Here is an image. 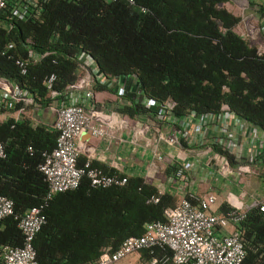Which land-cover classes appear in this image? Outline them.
<instances>
[{"label": "trees", "instance_id": "16d2710c", "mask_svg": "<svg viewBox=\"0 0 264 264\" xmlns=\"http://www.w3.org/2000/svg\"><path fill=\"white\" fill-rule=\"evenodd\" d=\"M15 1L0 9V46L11 43L9 53L21 59L29 58L28 51L45 54L30 61L24 74L12 59L0 56V79L26 90L36 105L49 102L42 84L46 75L55 74L58 91L76 82L81 74L77 54L85 52L106 78L136 76L141 96L125 95L128 103L115 107L130 118L152 119L147 100L171 99L177 117L217 112L225 103L264 131V58L234 31L239 18L221 6L228 0H133L132 6L124 0H36L23 19L11 14ZM256 11L264 18V0ZM55 137L52 128L32 126L30 115L0 122L5 150L0 195L11 199L14 215L42 202L46 183L37 166ZM83 160L78 156L77 165ZM257 160L264 166V152ZM90 163L102 173L115 172ZM125 176L124 184L105 188H92L81 178L76 188L54 194L32 240L36 264H93L104 249L112 251L126 237L141 235L145 223L163 221L162 210L176 198L158 194L140 176ZM219 210L224 212L225 205ZM237 228L241 264H264V212L250 208ZM21 241L13 216L0 219V246L16 247ZM137 253L144 260L161 255L156 248Z\"/></svg>", "mask_w": 264, "mask_h": 264}, {"label": "built area", "instance_id": "2783aa9c", "mask_svg": "<svg viewBox=\"0 0 264 264\" xmlns=\"http://www.w3.org/2000/svg\"><path fill=\"white\" fill-rule=\"evenodd\" d=\"M8 1L0 0V9L5 8ZM124 1L129 6L134 5L133 0ZM35 2L16 0L11 14L23 19ZM244 30L245 33L239 35L252 40L256 55L264 58V40L257 38L252 27L246 26ZM11 48V43L0 46V56L12 59L20 74L26 73L30 61L45 54L35 55L28 51L29 58L21 59L9 53ZM77 61L81 74L63 91L53 88L56 80L54 73L42 79L49 105L54 107L52 129L56 133L53 147L41 152V162L37 166L46 183V191L39 205L27 208L21 215H14L11 199L0 195V219L13 216L22 237L20 246H0L1 264H36L32 240L45 221L43 209L54 194L76 188L81 178H86L92 188L125 183L123 173H102L91 166L94 158V147L89 142L91 138L107 144L118 133L127 132L131 144L142 141V146L150 148L151 152L142 178L147 182L153 180L158 194H163V182L174 186L175 191H183L188 175L197 169H206L215 178L232 175L238 180L255 176L264 182V166H259L257 160L264 152V131L240 118L225 103L220 104L217 112L196 114L189 111L177 117L175 103L171 99L147 100L153 108L152 119L130 118L98 105L94 101L93 89L101 86L114 93L120 104H127L125 95L141 96L136 76L106 78L98 72L94 60L85 52L77 54ZM140 99L145 101L143 97ZM34 105L32 96L26 90L0 79V114L12 110L13 115L7 118L17 121L23 114L29 116ZM4 120L1 118L0 122ZM31 125L36 124L31 122ZM160 146L176 148V157L173 159ZM214 147L227 152L234 164H230L226 155ZM4 156V146L0 142V158ZM78 156L84 159L80 165L76 163ZM210 165L215 167L214 171L207 169ZM163 171L167 172L164 180L160 181L156 177ZM242 196L225 195L222 204L226 210L221 212L215 208L216 193L213 189H206L199 196L184 193L173 206L162 210L163 221L145 223L141 235L126 237L112 251L104 249L93 264H118L140 250L146 249L151 253L154 248L159 249L161 255L158 258L152 256L148 264H241L244 249L237 226L250 208L256 207L264 212V197L244 205ZM150 200L157 202L158 197L151 196Z\"/></svg>", "mask_w": 264, "mask_h": 264}, {"label": "crops", "instance_id": "0c3cea01", "mask_svg": "<svg viewBox=\"0 0 264 264\" xmlns=\"http://www.w3.org/2000/svg\"><path fill=\"white\" fill-rule=\"evenodd\" d=\"M259 4L263 3V0H259ZM234 4L236 6H243L241 0H234ZM258 4L253 2L252 7L257 8ZM264 19V18H262ZM256 30V35L259 29L262 31L264 27H253ZM239 29V27H237ZM263 38L257 35V38L260 40H264ZM94 101L98 105H101L105 110L114 109L116 105L120 104L118 97L112 93L111 91L99 88V86H95L94 89ZM50 102L46 105H34L30 110V120L35 124H42L49 128H52V123L54 119V110L53 106L49 105ZM13 115V111H8L4 114H0V119L3 120L7 117ZM27 114H23L20 118L26 116ZM148 137H150L148 135ZM148 139V138H146ZM89 142L94 147V158L91 160L95 162L99 166H103L106 169H112L114 171H119L124 175H133L143 177L144 173L147 170V166L149 164L151 158L150 148L142 146V141L138 144H131L129 141V133L120 132L116 135L115 139L110 141L109 143H105L104 141L91 138ZM160 149H165L168 151L170 155L176 157V148H167L165 146H160ZM180 154V152H178ZM183 157L185 154L182 155ZM187 157V156H186ZM188 160V158H186ZM203 162V159L200 160ZM214 171L215 167L210 165L209 168ZM168 171V170H167ZM166 171V172H167ZM163 171L162 175H158L160 181L164 180ZM153 186L155 182L152 180L150 182ZM161 185L163 193H168L176 198V202L179 200L184 193H189L191 195L199 196L206 189H213L216 193V203L215 208L219 210L220 205L223 203L225 195L232 194L235 196L243 195L242 202L244 205H249L254 200H259L264 197V182L259 177H241L236 180L231 175H227L224 177H212L211 174L206 172V169L199 170L190 173L188 175V182L183 191H175L174 186H169L165 182ZM220 211V210H219ZM229 230V229H228Z\"/></svg>", "mask_w": 264, "mask_h": 264}, {"label": "rangeland", "instance_id": "374dc122", "mask_svg": "<svg viewBox=\"0 0 264 264\" xmlns=\"http://www.w3.org/2000/svg\"><path fill=\"white\" fill-rule=\"evenodd\" d=\"M243 3V6H236L234 4V0H228L221 6L224 7L227 11L232 13L233 15L237 16L239 18L238 25H236L234 31L236 33H245L244 27H264V19L263 17L259 16L256 9L252 7L253 2L255 4H259V0H241ZM239 27V29H237ZM255 28H254V30ZM257 35L263 38L264 36V30L258 31ZM250 45L253 44V41L246 38ZM1 111V110H0ZM162 175V174H161ZM118 264H148V260H144L141 258V255L139 253H134L132 255L127 256L125 259L119 261Z\"/></svg>", "mask_w": 264, "mask_h": 264}]
</instances>
